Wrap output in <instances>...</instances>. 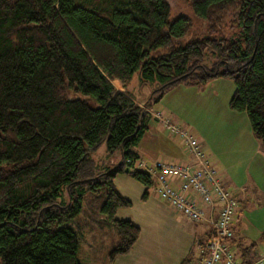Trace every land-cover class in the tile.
<instances>
[{
    "label": "trees",
    "instance_id": "16d2710c",
    "mask_svg": "<svg viewBox=\"0 0 264 264\" xmlns=\"http://www.w3.org/2000/svg\"><path fill=\"white\" fill-rule=\"evenodd\" d=\"M185 1L203 22L187 40L192 20L170 19L167 0H0V264H86L94 224L119 236L107 264L130 252L140 230L115 218L131 203L114 178L129 169L147 199L131 161L169 88L230 80L228 108L264 146V0ZM135 73L156 85L143 105L126 89ZM104 142L119 160L91 158Z\"/></svg>",
    "mask_w": 264,
    "mask_h": 264
},
{
    "label": "rangeland",
    "instance_id": "374dc122",
    "mask_svg": "<svg viewBox=\"0 0 264 264\" xmlns=\"http://www.w3.org/2000/svg\"><path fill=\"white\" fill-rule=\"evenodd\" d=\"M167 2L170 5V19L186 16L192 20V32L186 37V40L191 36L201 34L203 22L194 16L185 0H167ZM223 33L227 37L230 36L226 30ZM235 33L236 29L233 30L231 36ZM204 63L209 65L208 56L204 57ZM155 87L156 85L140 86L138 73H135L126 89L136 103H140L146 101ZM233 90V83L226 79H217L206 87L176 85L165 92V94L168 92L167 97L161 102L151 103V107L162 110L161 105L166 104L167 106L164 107L177 120L176 122L179 123L177 125L182 126L183 129H186L199 140L206 156L211 162L214 161L217 168H220L221 171L225 169L226 173L229 171L230 175L237 180V184L245 182L243 185L246 189V202L244 203L243 214L249 230H252V232H248V239L256 242L258 247L257 249L256 247L250 249L249 255L251 257V255L264 251V244L257 241L258 232L260 229L264 230V146H261L253 137L246 114L235 113L228 108V101ZM157 96L158 93L153 94V97ZM76 97L86 99L80 95ZM87 101L92 107L95 106L92 100L88 99ZM150 113L152 115L153 111ZM168 118L170 117L168 116ZM162 129L164 130L163 127ZM173 138L178 141L183 152L179 140L176 137ZM256 150H258L257 153ZM245 152L249 158L248 166L250 167L251 179L247 178L244 172L248 162H246ZM115 154H108L104 142L91 154V158L95 162L106 163L114 160ZM188 157L193 160L192 157ZM257 161L259 163H256ZM255 168H258L255 170L256 174H252ZM244 176L245 181H243ZM217 177L219 178L218 173ZM226 186L228 187V185ZM240 219L242 220V216ZM76 220L79 221L78 224L83 223L82 215L78 216ZM93 226L94 237H87L86 240L80 241L78 257L87 264H107V255L113 245L119 242V236L114 227L100 228L96 224ZM89 245L94 248L95 261L86 254Z\"/></svg>",
    "mask_w": 264,
    "mask_h": 264
},
{
    "label": "crops",
    "instance_id": "0c3cea01",
    "mask_svg": "<svg viewBox=\"0 0 264 264\" xmlns=\"http://www.w3.org/2000/svg\"><path fill=\"white\" fill-rule=\"evenodd\" d=\"M166 95H168V92L159 101L161 102L162 99L167 97ZM138 104L143 105L144 102ZM164 106L167 105H161L162 110L153 109V107L148 110L151 112L162 111L167 117H170L173 123L179 124ZM166 133L161 125L151 117L148 122V130L134 148L137 158L147 162L161 159L191 163V158L185 153L183 154L178 141L173 137H169ZM257 152L258 150H256ZM245 156L246 162H248L244 172L246 177L251 179L250 167L248 166L249 158H247L246 152ZM114 159L119 160V154L116 153ZM212 163L216 167L225 190L235 196L239 202V214L232 225L233 240L231 245L237 260L241 262L240 255L243 249L250 246V249L258 248L256 242L248 239V232H252V230H249L243 214L244 203L246 202V189L243 185L245 182L237 184V180L230 175L229 171L228 173H226L225 169L221 171L220 168H217L214 161ZM256 163L259 162L257 161ZM257 169H253L252 174H256L255 170ZM245 180L244 176L243 181ZM114 185L119 193L131 203L129 208L117 210L115 218L117 220L130 221L137 226L140 230V236L130 252L126 255L118 256L112 264H181L184 260H190V264L196 262L200 256L199 245L205 244L212 232L210 219L212 220L217 216L221 206L219 203L215 204L212 214L207 215V220L195 223L174 211L154 192L147 191V199L143 201L142 195L146 191L145 186L125 173L115 176ZM241 216L242 220L240 219ZM262 230L260 229L258 232L257 241L264 244V242L260 241L261 234L264 231ZM92 253L94 254V251L91 252L90 258L95 261L96 258ZM263 254L264 251L262 250L251 258L249 253H246V260L254 262Z\"/></svg>",
    "mask_w": 264,
    "mask_h": 264
},
{
    "label": "built area",
    "instance_id": "2783aa9c",
    "mask_svg": "<svg viewBox=\"0 0 264 264\" xmlns=\"http://www.w3.org/2000/svg\"><path fill=\"white\" fill-rule=\"evenodd\" d=\"M151 117L169 136L179 140L183 152L193 160L191 163L161 159L147 162L139 158L131 161L135 169L153 181L147 191L154 192L174 211L195 223L207 220L219 203L217 216L210 219L212 232L207 242L199 245L200 256L194 264H240L231 245L232 225L239 214L237 198L225 190L196 137L172 123L163 112L155 111ZM251 264H264V254Z\"/></svg>",
    "mask_w": 264,
    "mask_h": 264
},
{
    "label": "water",
    "instance_id": "95a60500",
    "mask_svg": "<svg viewBox=\"0 0 264 264\" xmlns=\"http://www.w3.org/2000/svg\"><path fill=\"white\" fill-rule=\"evenodd\" d=\"M120 164H121V161L118 162V165H120ZM129 172H130V170L127 169V168L124 170V173H125V174H128Z\"/></svg>",
    "mask_w": 264,
    "mask_h": 264
}]
</instances>
